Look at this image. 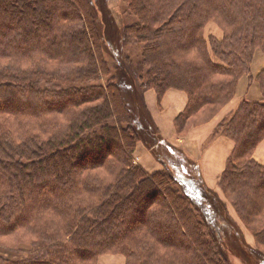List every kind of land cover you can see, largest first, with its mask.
<instances>
[{
  "label": "trees",
  "instance_id": "1",
  "mask_svg": "<svg viewBox=\"0 0 264 264\" xmlns=\"http://www.w3.org/2000/svg\"><path fill=\"white\" fill-rule=\"evenodd\" d=\"M93 2L0 0V228L22 220L31 221L38 232H43L45 221L57 222L63 215L80 264L95 258L92 254L96 251L128 252L127 264H231L221 243L205 239L200 230L205 212L202 208L199 211L186 183L165 165L152 174L137 165L128 171L121 165L132 160L139 145L141 130L135 118L144 111L142 98L147 91H153L158 100L171 88L186 92V106L174 120L182 132L212 119L232 99L242 78H247L249 85L255 82L258 100L242 98L236 110L215 126L213 136L223 135L234 144L220 177L221 181L226 177V185L221 186L233 203L235 197L243 215H248L244 224L253 231L255 241L264 243V165L252 159V151L264 139V68L251 73L255 52L264 54V0H124L137 22L124 26L123 32L135 36L148 68L145 82L140 83L123 53L116 26L108 40ZM101 3L102 11L107 12L104 0ZM210 20L223 29L222 38L203 37L202 26ZM107 59L116 60L115 65L118 61L115 73L111 74ZM124 91L133 99L131 107L122 99ZM20 104L26 107H18ZM12 113L15 121L4 127ZM144 114L146 126L140 124L148 139L146 145H153L157 152L162 149L164 154L166 149L173 150L178 176L192 179L193 172L183 167L188 165L178 162L186 160L182 152L178 154L181 150L161 139L152 117ZM28 134L31 136L27 138ZM83 143L95 148L88 156L91 161H110L107 156L111 155L117 164L111 161L105 165L113 175L112 183H101L106 199L93 212L94 195L83 200L82 188L77 191L84 181L74 163L84 158ZM111 146L118 151L120 161L114 151H109ZM96 164L93 166L101 165ZM40 176H46L45 181ZM52 182L60 186V199L49 192ZM86 184L91 186V181L86 180ZM40 186H44L41 191H32ZM158 188L164 193L159 200L140 207L145 193L151 195ZM156 202L162 209L150 210ZM89 210L96 220L83 216ZM140 211L143 216L138 226L127 229L125 219L120 222L122 226L107 225L113 217L128 218L133 224ZM219 211L223 221L233 222L225 215L223 204ZM44 213L47 218L38 220ZM172 232L186 237L195 251L187 249L184 253L177 247L178 253L165 246L166 254L160 255L154 243L165 240L164 235L172 236ZM235 235L229 241L240 248L233 241ZM67 243L70 241L55 242L44 252L51 261L38 264H78ZM54 248L65 256L58 259ZM257 251V259L264 260L263 253Z\"/></svg>",
  "mask_w": 264,
  "mask_h": 264
},
{
  "label": "rangeland",
  "instance_id": "2",
  "mask_svg": "<svg viewBox=\"0 0 264 264\" xmlns=\"http://www.w3.org/2000/svg\"><path fill=\"white\" fill-rule=\"evenodd\" d=\"M94 1L95 2H93V7L96 11V18H98L97 21L99 25L101 26L102 30L103 31L106 30V32L109 34L108 40H111V36L114 34L113 31L116 26L117 32L120 38L121 48L123 50V53H126L130 59V63L133 66V72L136 75L138 83L145 82V76H146V72L148 68L144 64L143 59H142L143 48H141V46L137 44V42L134 39L135 36L133 34H128V33L126 34L123 32V29H122L124 26L126 27L130 24H133L135 21L137 22V17L132 15L128 11L124 0H104V4L107 7V12L102 11L103 4L101 3V0H94ZM101 11L103 13H101ZM202 27H203V34H204L203 37L205 38H208L209 36H214L220 39L223 36V29L214 21H211V20L206 21ZM107 62L109 63L111 74L113 72L115 73V68L118 64V61L116 65H115L116 60L113 61L111 59L110 61L109 59H107ZM251 63H252L251 73L253 72L252 74H257L256 72L258 70L260 71L262 68H264V54L259 51H256ZM258 64H259V67H258ZM101 82L104 83L103 78ZM250 84L251 85H249L247 82L246 84L241 85L238 91L236 90L232 99L227 103L228 107L226 109V112L222 114L221 117L219 114L220 111L216 114V115L219 114L218 116L219 122H220V118L223 119L226 114H230L231 112L236 110L237 101L239 99L241 100L242 98H245L249 100H258L259 98L258 86L255 82L250 83ZM121 93H122L121 96H122L123 101H125V103L129 107H131L133 105V99L128 96L129 94L128 91H124ZM238 93L240 94L238 95ZM142 100H143L142 107L144 111L151 116L148 110L145 98H142ZM23 106L26 107V105L24 104H20V106L18 107H23ZM27 107H29V105ZM144 111L143 110L139 111V114L141 116H139L138 114V116L135 118V120L137 119V121L139 122L138 125H140V130H141V133L139 134V137H141L139 141V145L137 146L136 150L132 153V160L128 161V163H125L124 165H121L122 169L128 171V170H131L132 168L131 165H137V166H140V168L143 170L144 173L152 174L157 170H162L163 166L165 165V167L168 168V170L172 174H174L178 180H180L182 183H186V185L184 186L186 187L187 192L190 194V196L196 199L195 204L196 206L199 207L198 208L199 211L202 208L204 212L206 213V214L204 213V215L202 213L203 217L205 216L204 217L205 223H203V225H201V228H200V230H202L203 233L205 234V239L207 240L212 239V241L216 244L221 243L223 250L231 264H251V261H257L258 264H264L263 258L261 259L258 256L259 259H257L256 257L257 254H254V252L257 250L264 254V243L259 242L260 243L259 244L255 241L253 231L251 230V228L249 229V227L244 224L245 222L243 219H245L246 216L248 215L246 213L245 215H243L242 207L238 206V203L234 199L235 197H233V200H234V203H233L231 201L232 200L231 196L228 195V193L224 192L221 186V183H223L224 186L226 185L225 184L226 177L224 178L223 181H221L220 180L221 179L220 177L222 175L221 174L220 177H218L219 179L214 180V183L209 185L207 181H205V179L202 178L201 176L202 173L198 169V167H200L198 162L194 161L196 159L193 160V157H191L189 153L191 152L195 158L196 154L193 152L195 148L190 147L189 145L185 146V143H183V145H181L180 143H177L176 146L174 145L177 149L181 150L180 152H178V154H181L182 152L186 158L185 161L180 159L182 162L181 161H178V162L179 164L186 163L188 166H185L183 164V167L184 168L188 167V170H187L188 173L193 172L194 177L192 179L189 178L187 180L188 182L192 180L190 184H188L184 177L178 176L177 171L174 169V165H173L175 161L172 156V155L175 156V152L173 150L166 149V152L164 154V151L162 149L157 152L156 148L153 145L151 147L146 145L148 139L145 138V130L143 129V126H146V122L142 118L145 115ZM28 119H30V116H28ZM113 119L114 118H111L112 121ZM8 121L10 123L6 124V121H5L4 127H9L8 125H10L13 121H15V117L13 113L11 114L10 119ZM111 123L112 122L110 121L108 124H111ZM140 123L144 125L142 126ZM196 125H198V123L194 124V126ZM122 126H126V124H123ZM35 127H36V124H33V128ZM157 131L158 133L160 132L159 128L157 129ZM178 133L180 134V132ZM30 136L31 134H28V136L26 137L28 138ZM42 136L52 138V135H48V134H42ZM159 137H161V139L163 138L161 135ZM42 140L44 141L46 139H43L42 137ZM84 145H85L86 151L85 153H82V156H84L83 160L79 161L78 164H76V162L74 163V166H76L75 170L77 169L79 170V176H80L81 181L82 182L84 181V183L81 184V186L79 187L77 191L79 193V190L82 188V191H83L82 197L84 196L83 200H87L90 194L94 195V198L92 199L94 202V207L92 208V212H93L106 199L105 191H103L102 189L103 186L101 185V183H105V184L112 183L113 175H111L110 170L105 165L109 164L113 160L114 157L111 155H108L107 158L110 161L106 160L103 163L99 161V159L96 161L92 159L93 161H91L90 159H88V156L91 152L95 151V148L92 147V149H89L88 147L89 145L87 143H85ZM254 150L252 151V154ZM109 151L111 152L114 151L115 159L118 158L119 161L121 160L120 159L121 156L119 155L117 150L115 151L114 147L111 146ZM100 153L104 155L105 150H102ZM158 159H160L161 162H158L157 161ZM112 162L115 163L114 161ZM94 163H97V164L101 163V165L94 167L93 166ZM56 173L58 174V170L56 171ZM41 177L44 179L42 181H45L46 176L45 177L40 176V178ZM58 180L61 181V175H58ZM86 180L89 182L91 181V186H88L86 184ZM117 183L118 181L113 184L116 185ZM98 185L102 187H99ZM43 187L44 186L33 187L32 191L39 192L42 190ZM59 188H60L59 185H55V182H52L51 188H49V192L53 191L55 196L60 199L62 197V193H61V189ZM180 188L182 187H179V189ZM77 191L75 193H77ZM163 194H164L163 189H160V188H158V190L155 193H152L151 195H149L148 193H145L143 202L139 206L142 207V205H144V207H146L148 206L150 201L154 199L158 201L159 198ZM197 200H199V202H197ZM164 201H167V200H164ZM220 204L224 205L225 211H226L225 215L230 217L233 220L232 223L223 221L221 219V216L219 215L220 214V211H219ZM155 208L156 210L162 209V207L158 204V202L152 204L149 207L150 210L155 209ZM45 211H50V210L43 209L42 212H45ZM50 212L53 215L59 214L54 211H50ZM92 212L89 210L85 212V215L83 216L89 217L90 219H94V215H93V218L91 217ZM130 213H132V211H130ZM140 215L141 216H139V219L133 222V224H130V222L127 221L128 218L126 220L125 217L120 218V219H116V217H113V219H111L107 225L108 226L110 225L122 226L120 222H122V220L125 219L124 220L125 222L123 223H127V229H129L133 226H138L140 219L143 216L142 211H140ZM46 218L47 216L44 213V216L42 218H37V219L38 220L42 219L44 221V219ZM160 220H163V218H160ZM147 221L149 222L150 218ZM44 224L46 227V231H43V232H38L36 228L32 226L31 221L26 223L22 220L16 221L15 223L5 226L4 229L0 228V264H12V262L19 263V262H23L27 260H29L31 264H38L40 263L39 261L50 262L51 261L50 256L46 257L44 255V252L50 251L53 245L55 244V242L60 243V242L70 241V243H67L69 245L68 248L72 250L71 254L75 252V249H74L75 246L72 241V236L69 233H67L66 225L68 224V221L65 216L63 215H60V217L58 216L57 222L55 220L50 219L48 221H45ZM51 224H54V225L51 226ZM56 224H57V228H56ZM173 233L174 232L170 234L172 236L164 235L165 240L159 237L161 238V240L158 239L160 243H157V242L154 243V246L157 248L158 252H162L160 253V255L166 254L165 246L172 247L173 250H176L177 247H179V249H181L184 253L185 251H187V249H189L191 252L195 251L191 242L186 237H181L179 233L178 235L176 233L175 234ZM233 234H237L234 236L233 241H236L238 245H240V248H236L234 245H232V241H229L230 239L229 237L233 236ZM240 234L242 238H240ZM54 239L56 241H53ZM236 239L242 240L243 243L239 242ZM223 241H226L227 244H224ZM168 242H171V243H168ZM45 243H47L50 248H47V246L44 245ZM162 245H164L163 248H162ZM128 246L126 248H129ZM54 250H55V253L58 259H61L65 256L63 255L61 249L54 248ZM79 251H81V249H79ZM176 251L180 253L178 250ZM126 253L127 255H129L128 252ZM126 253L125 251H122L121 253L120 252H116V253L106 252L104 254H98V251H96L92 254V257H95V258L90 260L87 264H127L126 262L127 259L125 256ZM263 254L261 255L264 257ZM53 256L55 257V254H53ZM74 257L77 263L80 264L81 263L80 257H78L75 253H74ZM192 257H193L192 260L195 262V257L193 254H192ZM257 262H255L254 264H257ZM129 264H133V262L129 261Z\"/></svg>",
  "mask_w": 264,
  "mask_h": 264
},
{
  "label": "crops",
  "instance_id": "3",
  "mask_svg": "<svg viewBox=\"0 0 264 264\" xmlns=\"http://www.w3.org/2000/svg\"><path fill=\"white\" fill-rule=\"evenodd\" d=\"M258 71L256 73H258ZM246 83L247 78H242L238 84L237 91L240 89L241 85ZM239 94L240 93H238V95ZM144 98L152 116V120L156 127L158 126L157 129L159 128V133L163 139L175 146L177 143L181 145L185 143V146L189 145L195 148L193 151L196 154L195 158L191 152L189 153L191 157H193V160L196 159L194 161L198 162L200 166L198 169L202 173V178H204L209 185L213 184L214 180L219 179L218 177H220L226 167L227 158L234 144L232 140L223 135L213 136V131L219 122V114L221 117V115L226 112L228 104L212 119L196 126H190L179 134L175 127L174 120L186 106V92L171 88L166 90L161 99L158 100L153 91H147L144 94ZM239 102L240 99L237 101V106ZM227 115L228 114L225 116ZM221 119L222 118H220V120ZM252 159L264 165V139L257 144L252 154Z\"/></svg>",
  "mask_w": 264,
  "mask_h": 264
}]
</instances>
